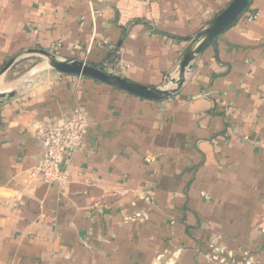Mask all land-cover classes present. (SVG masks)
<instances>
[{
  "label": "crops",
  "instance_id": "crops-1",
  "mask_svg": "<svg viewBox=\"0 0 264 264\" xmlns=\"http://www.w3.org/2000/svg\"><path fill=\"white\" fill-rule=\"evenodd\" d=\"M230 1L0 0V69L15 57L0 81V264H264V0L161 100L27 53L171 88ZM74 105L89 121L83 146L63 185L45 183L36 127Z\"/></svg>",
  "mask_w": 264,
  "mask_h": 264
},
{
  "label": "water",
  "instance_id": "water-1",
  "mask_svg": "<svg viewBox=\"0 0 264 264\" xmlns=\"http://www.w3.org/2000/svg\"><path fill=\"white\" fill-rule=\"evenodd\" d=\"M249 1L250 0H231L227 6L213 18L200 37L192 41L179 61L177 78L169 79V82L174 85V87L171 88L165 86L151 87L136 83L121 75L104 70L102 67L91 65L81 60L58 59L52 52L44 49H28L27 53H37L44 56L49 66L60 73L93 78L142 98L161 100L177 92L184 80V74L190 68V62L194 58V55L214 42L215 38L243 13ZM14 60L15 57L10 58L0 69V74L6 71L14 63ZM3 95L4 94L0 93V97ZM9 95H12V93H9Z\"/></svg>",
  "mask_w": 264,
  "mask_h": 264
},
{
  "label": "built area",
  "instance_id": "built-area-1",
  "mask_svg": "<svg viewBox=\"0 0 264 264\" xmlns=\"http://www.w3.org/2000/svg\"><path fill=\"white\" fill-rule=\"evenodd\" d=\"M248 18H253V15ZM88 126L85 109L74 105L61 121L36 127L41 157L35 172L41 181L59 185L66 182V171L62 170V164L68 163L73 154L82 148Z\"/></svg>",
  "mask_w": 264,
  "mask_h": 264
},
{
  "label": "rangeland",
  "instance_id": "rangeland-1",
  "mask_svg": "<svg viewBox=\"0 0 264 264\" xmlns=\"http://www.w3.org/2000/svg\"><path fill=\"white\" fill-rule=\"evenodd\" d=\"M41 57V56H39ZM40 59V58H39ZM23 69V68H22ZM23 71L20 69L15 68L14 70L10 71L8 74H6L4 77L5 82H12L13 80H15V78H17L18 76L22 75ZM3 77V74L0 76V81L1 78Z\"/></svg>",
  "mask_w": 264,
  "mask_h": 264
},
{
  "label": "trees",
  "instance_id": "trees-1",
  "mask_svg": "<svg viewBox=\"0 0 264 264\" xmlns=\"http://www.w3.org/2000/svg\"><path fill=\"white\" fill-rule=\"evenodd\" d=\"M111 61H112V59H111ZM100 66L102 67L103 65L102 64H100ZM103 68V67H102Z\"/></svg>",
  "mask_w": 264,
  "mask_h": 264
}]
</instances>
